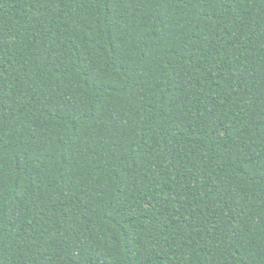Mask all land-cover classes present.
Masks as SVG:
<instances>
[{
    "label": "trees",
    "instance_id": "1",
    "mask_svg": "<svg viewBox=\"0 0 264 264\" xmlns=\"http://www.w3.org/2000/svg\"><path fill=\"white\" fill-rule=\"evenodd\" d=\"M0 264H264V0H0Z\"/></svg>",
    "mask_w": 264,
    "mask_h": 264
}]
</instances>
